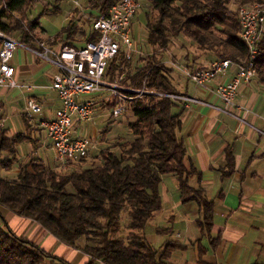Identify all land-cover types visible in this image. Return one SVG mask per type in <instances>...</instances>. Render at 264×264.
<instances>
[{
	"label": "trees",
	"instance_id": "obj_1",
	"mask_svg": "<svg viewBox=\"0 0 264 264\" xmlns=\"http://www.w3.org/2000/svg\"><path fill=\"white\" fill-rule=\"evenodd\" d=\"M39 1L43 0H0V32L27 46L41 41L36 35L39 20H28L29 12ZM114 2L92 0L90 14H108ZM150 3L147 44L155 53L145 59L135 55L132 60L120 55L110 63L107 80L135 91L143 89L146 83L156 93L180 96L173 81L175 70L156 53L166 52L173 40L184 36L201 52L212 53L218 60L244 64L249 51L240 37L238 8L262 4L264 0H150ZM61 14L60 5L51 9L45 2L42 15ZM97 39L92 31L73 21L55 37L53 45L77 47ZM256 66L258 80L264 85V41ZM183 104L170 97L145 96L134 100L130 103L134 120L128 125L132 140L121 139L102 150L100 159L92 164L84 165L85 160L65 171L34 158L22 163L19 147L37 141L26 133L11 135L0 126V208L36 222L61 243L88 255L89 264H168L176 252L186 247L170 241L156 249L146 230L163 209L164 179L174 177L182 203L195 202L199 206L201 236L212 240L215 203L201 186L202 172L185 164L187 144L181 136ZM116 106V100H111L109 109ZM227 164L230 175L235 169L230 150ZM15 169L17 179L1 177V172ZM193 179H197L198 187L192 185ZM70 186L74 192L68 190ZM0 215L2 218L1 211ZM124 219L127 222L123 227ZM2 223L0 264H69L18 237L4 218ZM158 233L170 234L172 229ZM205 253L202 248L199 264H205L202 261Z\"/></svg>",
	"mask_w": 264,
	"mask_h": 264
},
{
	"label": "crops",
	"instance_id": "obj_2",
	"mask_svg": "<svg viewBox=\"0 0 264 264\" xmlns=\"http://www.w3.org/2000/svg\"><path fill=\"white\" fill-rule=\"evenodd\" d=\"M66 2L70 5L69 14L72 12V5L70 1ZM175 42L176 40H173L172 44ZM20 44L22 47L16 53L19 52L25 62H16L15 54L13 63L16 79L21 84L34 86L35 90L28 93L19 89H0V126H4L11 135L26 133L37 141L35 144L29 143L19 147L22 163L32 158L44 162L39 153L45 152L47 155L53 152V148L52 143L46 139L41 122L52 119L61 106L57 93L50 89L53 77L60 70L32 53L31 50L38 49L37 41L32 46ZM20 49H23L24 53H20ZM217 60L214 54L202 52L194 59H189L191 62L186 65L208 68ZM235 74L233 68L226 77L215 81L207 89L196 88L180 72L173 74L175 87L180 96L186 99L181 107V136L187 144L185 164L188 168L193 165L202 172L201 186L208 199L215 203V213L212 244L210 238L200 234L198 204H183L179 189L171 191L169 188V209L172 210L169 221L185 233L183 237L184 234L179 232L176 238L184 239L178 243L186 249L176 252L168 264H199L202 248L206 251L202 258L205 264H264V85L256 78L250 85L241 87L237 98V106L241 110L235 109V117L231 116L225 113V106L214 91L219 84L230 83ZM104 97L106 96H103L102 100L100 96L96 105L102 106V110H105L103 114L109 112L115 123L117 119L112 117L113 110L109 109L111 100L107 101ZM30 98L37 100L43 108V115L35 117L33 121L26 115L27 100ZM18 106L23 107V110ZM9 110L24 118V128L19 133H11L6 125ZM97 117L96 112L95 118ZM80 124L77 122L74 127L75 137H88L87 129L85 132ZM77 133L79 136H76ZM92 136L96 139L93 140L92 151L95 153L98 149L97 130L93 131ZM229 150L235 159V169L230 175L227 174ZM57 166L59 163L54 162L52 168ZM165 180L166 178L164 185ZM172 183L170 180L169 186L172 187ZM192 185L199 186L197 179L192 180ZM4 217L6 225L18 237L33 242L47 253L69 264H89L88 255L61 243L36 222L10 211H5ZM0 224L3 225L1 219ZM160 237L162 248L167 241L163 236Z\"/></svg>",
	"mask_w": 264,
	"mask_h": 264
},
{
	"label": "built area",
	"instance_id": "obj_3",
	"mask_svg": "<svg viewBox=\"0 0 264 264\" xmlns=\"http://www.w3.org/2000/svg\"><path fill=\"white\" fill-rule=\"evenodd\" d=\"M70 1L72 12L68 14V22L78 21L85 30L98 36L94 42L82 46H54L55 38L50 41H37L38 49L31 50L40 60L57 66L60 72L53 77L50 89L57 93L61 102L60 108L52 119H45L41 126L46 139L52 143L55 162L61 170L72 165H80L90 159L94 148L92 138L74 136L77 122L90 123L95 117V98L103 96L107 101L116 100L117 106L112 117L119 119L127 112L128 103L145 96L159 99L172 98L186 102L181 96L156 93L147 88L146 83L139 91L124 89L107 80L109 65L124 54L132 60L140 52L133 37V23L143 7L151 5L150 0H115L108 14H90L92 0ZM7 9L6 6H4ZM240 37L249 51V59L244 64L230 60H217L209 68H195L182 63L175 64L190 83L198 89H207L212 83L227 76L231 69L236 74L228 84H219L214 93L225 106V113L231 116L237 106V98L241 87L250 85L258 78L257 60L259 47L264 41V3L243 5L238 8ZM22 47L16 39L0 32V89H19L31 93L34 86L25 85L16 79L14 57ZM26 115L30 121L43 115L41 104L30 98L27 100Z\"/></svg>",
	"mask_w": 264,
	"mask_h": 264
},
{
	"label": "rangeland",
	"instance_id": "obj_4",
	"mask_svg": "<svg viewBox=\"0 0 264 264\" xmlns=\"http://www.w3.org/2000/svg\"><path fill=\"white\" fill-rule=\"evenodd\" d=\"M45 2L47 4H50V8L52 9L56 5H62V14L58 16H49V15H42L44 8H45ZM63 3V4H62ZM151 5L143 7L142 11H140V14L136 17L134 20V41L138 48V51L140 52L139 56L142 59H145L147 56H150L151 54H154L155 51L147 44L148 39V30H147V12L152 10ZM231 9L236 10V7H232ZM70 10V5L68 2L63 0H60L57 2V0H43L39 1L36 6L31 9V11L28 14V20L30 22H33L35 20H39L40 22V28L36 31V35L41 39V41H50L51 39L55 38L57 35H59L62 30L68 26V12ZM176 42L173 45L171 49L169 48L166 52H158L156 53L158 58L162 60L166 65H168L170 68L174 69L175 72H178L175 69V64L182 63L184 65L189 64L191 61L189 59H194L198 55H200L202 52L198 49L197 46H195L193 43L190 42L189 39H187L184 36H181L178 39H175ZM20 53H24L23 49L19 50ZM19 54V52L16 53V62H25V60L22 58ZM171 62V63H170ZM207 68V67H205ZM209 68V67H208ZM179 73V72H178ZM89 99L95 98V100H98L100 96H91L87 97ZM21 101V100H20ZM100 104H97L95 107V116L96 112L98 114V117L95 118V121L93 120L90 123H81V127H83L84 131L87 129V136L88 138H92L94 141H96L95 138H93L92 134L93 131L97 130L98 135V149L95 153H92V156L90 157L87 162L84 163V165H90L93 162L97 161V159H100V152L102 150H106L113 146L114 144H117L120 142L121 139H125L127 141L132 140V136L130 134L128 125L129 122H132L134 120V116L131 110V105L128 103L127 105V112L126 115L120 117L117 119V121L114 123L111 116L109 115V112H105V110H102V106L97 107ZM20 110H23V107L18 106ZM1 113V110H0ZM17 114H13V110H9L7 112V118L8 122H6V125L8 128H10L11 133H19L24 128V118L22 116H16ZM112 115V114H111ZM78 126V125H77ZM1 128L5 129L4 126ZM85 131V132H86ZM76 132V131H75ZM78 132V131H77ZM78 134V133H77ZM75 136V135H74ZM76 136H79L76 135ZM40 158L44 160V163L47 166L52 167L55 162V152H49L47 155L45 152L39 153ZM27 162V161H26ZM1 177L5 179H17L18 172L12 171V172H1ZM172 181V187L169 186V181ZM175 181V182H174ZM175 183V184H174ZM169 188H171V191H174L179 189L178 182L175 178L167 177L165 180V185L162 186V192H163V209L158 212L153 220L149 222V225L146 230V236L147 238L153 243L156 249H160L161 245L163 243H160V236H163L165 241H174V242H181L184 239H177L176 234L180 232V234L183 237L185 236V233L177 229L173 226V223H170V218L172 214V210L169 209ZM70 192H74V189L70 186L68 188ZM2 218L5 219V211H8L4 208H0ZM1 215L0 219L2 220ZM127 219L123 220V227L126 225ZM163 229H172V233L160 235L158 233L159 230ZM126 234V233H123ZM166 242V243H167ZM81 245H84V242H81ZM77 250V249H75Z\"/></svg>",
	"mask_w": 264,
	"mask_h": 264
}]
</instances>
